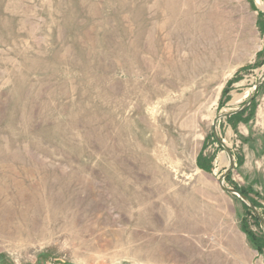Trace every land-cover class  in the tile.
Returning a JSON list of instances; mask_svg holds the SVG:
<instances>
[{
    "label": "rangeland",
    "instance_id": "374dc122",
    "mask_svg": "<svg viewBox=\"0 0 264 264\" xmlns=\"http://www.w3.org/2000/svg\"><path fill=\"white\" fill-rule=\"evenodd\" d=\"M244 226L264 0H0V264H264Z\"/></svg>",
    "mask_w": 264,
    "mask_h": 264
},
{
    "label": "trees",
    "instance_id": "16d2710c",
    "mask_svg": "<svg viewBox=\"0 0 264 264\" xmlns=\"http://www.w3.org/2000/svg\"><path fill=\"white\" fill-rule=\"evenodd\" d=\"M227 94V89L225 91H223V96ZM247 111V109H243L242 111H240L237 114L232 115L231 117L227 118L226 120L228 122H231L233 124H237V123H246L247 120L242 119V117L244 116L245 112ZM203 163H204V159L202 158V156H199L197 158V165L200 168H203ZM235 190L237 192H239L241 195H243L244 197H246L254 207H258V204L254 201V199L250 196L249 191L244 190V189H240V188H235ZM243 208L245 209V211L248 213L249 216H253V214L251 213V211L248 209L247 206H245L244 204H242ZM254 217V216H253ZM254 223L256 225H258V227H260V224L257 220V218L254 217ZM244 232L247 235L249 241L251 242V244L257 249V250H261V248L264 246V236L261 233L260 236H257L255 234H253L251 231L247 230V228L244 226Z\"/></svg>",
    "mask_w": 264,
    "mask_h": 264
},
{
    "label": "water",
    "instance_id": "95a60500",
    "mask_svg": "<svg viewBox=\"0 0 264 264\" xmlns=\"http://www.w3.org/2000/svg\"><path fill=\"white\" fill-rule=\"evenodd\" d=\"M243 109H245V107L239 109V110H236V111H232L230 113H224L221 117H224V118H229L231 117L232 115L234 114H237L239 113L240 111H242ZM215 130V129H214ZM220 184L222 186V180L220 181ZM223 188V186H222ZM225 190V189H224ZM227 193H230L234 196H237L238 198H240L241 200H243V202L245 203V205L250 209V210H254L255 207L252 205V203L246 198L244 197L243 195H241L239 192L235 191V190H225ZM262 222V221H261ZM262 225H263V222H262Z\"/></svg>",
    "mask_w": 264,
    "mask_h": 264
},
{
    "label": "bare ground",
    "instance_id": "6f19581e",
    "mask_svg": "<svg viewBox=\"0 0 264 264\" xmlns=\"http://www.w3.org/2000/svg\"><path fill=\"white\" fill-rule=\"evenodd\" d=\"M36 224V223H33V225ZM162 258V257H161ZM160 260V259H159Z\"/></svg>",
    "mask_w": 264,
    "mask_h": 264
}]
</instances>
